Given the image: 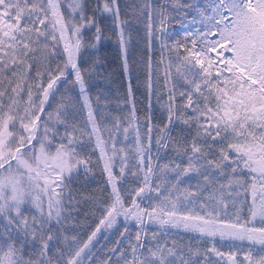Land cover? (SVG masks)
<instances>
[{
	"label": "snow or ice",
	"instance_id": "1",
	"mask_svg": "<svg viewBox=\"0 0 264 264\" xmlns=\"http://www.w3.org/2000/svg\"><path fill=\"white\" fill-rule=\"evenodd\" d=\"M0 264H264V0H0Z\"/></svg>",
	"mask_w": 264,
	"mask_h": 264
}]
</instances>
